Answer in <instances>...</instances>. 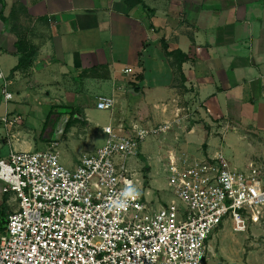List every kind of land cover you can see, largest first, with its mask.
Returning <instances> with one entry per match:
<instances>
[{
	"label": "crops",
	"instance_id": "obj_1",
	"mask_svg": "<svg viewBox=\"0 0 264 264\" xmlns=\"http://www.w3.org/2000/svg\"><path fill=\"white\" fill-rule=\"evenodd\" d=\"M19 36L37 54L28 66L15 69ZM163 40L169 50L187 54L184 79L171 66ZM127 67L133 72H126ZM0 70V107L13 98L12 87L26 89V97L30 87L106 88L96 93L97 100L113 97L124 111L109 124L141 126L164 119L185 141L179 155H223L213 150L212 135L245 121L251 123L245 130L259 138L264 153V0H143L134 7L125 0H0ZM4 83L10 99L3 93ZM80 92L53 95V106L61 101L79 105L90 124L87 95ZM149 92L152 101L133 105L132 99ZM178 102L191 109L190 116H181L183 124L175 122ZM4 116H19L23 122V115L7 109L0 114L8 135L18 139L19 120L5 123ZM200 131L206 140L191 153L187 138ZM3 143L9 150L0 159L26 150L21 140L13 143L8 136ZM2 185L0 180V216L7 219L15 199L2 192Z\"/></svg>",
	"mask_w": 264,
	"mask_h": 264
},
{
	"label": "built area",
	"instance_id": "obj_2",
	"mask_svg": "<svg viewBox=\"0 0 264 264\" xmlns=\"http://www.w3.org/2000/svg\"><path fill=\"white\" fill-rule=\"evenodd\" d=\"M3 85L10 99L12 92ZM114 104L113 97L97 100L101 109ZM19 119L1 118L10 124ZM168 128L169 122L105 125L104 143L74 167L60 160L57 141L0 159L2 192H13L18 202L0 235V264H203L210 238L224 221H232L236 231L259 222L264 157L233 168L223 155L191 158L172 152L168 183L174 198L160 206L147 198L126 158ZM129 190L136 195H125Z\"/></svg>",
	"mask_w": 264,
	"mask_h": 264
},
{
	"label": "rangeland",
	"instance_id": "obj_3",
	"mask_svg": "<svg viewBox=\"0 0 264 264\" xmlns=\"http://www.w3.org/2000/svg\"><path fill=\"white\" fill-rule=\"evenodd\" d=\"M11 90L13 98L7 102L6 107L5 101L3 102L2 107H0V114H3L6 109L20 112L23 115V122L19 120L18 124H20L19 130H22V132L19 133L18 139H16V137L11 136L10 132L8 135V128L0 122V157L9 150V145L3 143V138H6V136L13 143L21 140L24 143L21 148L26 150H43L48 148L52 142L57 141L58 144L54 148L59 153L60 160L65 165L74 167L78 162V158L85 152H93L104 143L106 134L102 132L103 127L113 121V118L124 114L123 108L118 102L119 100L112 109L97 107L95 95L99 91H106V88L98 89L96 87L94 91L84 92L81 88L78 90L72 88L55 91L43 87H30L28 89L31 94L30 97L25 96L26 89L17 92L12 87ZM66 91L72 94L80 92L87 95L84 98L87 104L85 105V112L90 124L85 121V116H81L83 118L75 122L64 135V132L57 129L60 117L56 118L55 114L57 111L62 113L69 110L62 104L72 105L64 101H61L58 106L53 107V105L55 104L54 98L65 97ZM150 94L151 92L148 93L147 98L143 95L140 100H129L133 102L134 106L139 103L144 105L149 100L152 101V96L149 97ZM77 106L80 114H83V108ZM178 106L182 108L180 117L183 116L184 112L191 111L187 106L184 109L181 102H178ZM151 107L153 108V106ZM52 109H54L53 114L48 118ZM133 110H135V107ZM164 121V119H161L157 122L142 123L141 126H153ZM175 122L183 124L185 121L182 122V119H180ZM250 124L245 121L239 123L238 127L229 130L219 129L217 133L212 135L213 150L221 151L233 168L246 167L250 162L264 157L263 146L260 145L259 138L246 131ZM174 136L171 125L165 132L147 138L140 145L136 155L126 158L127 166L137 172L145 186L144 191L147 193V198L152 200L156 206H160L174 198L172 188L168 183L169 155L172 152L178 153L183 142H185L183 137L178 139L179 135ZM205 140V136L201 131L189 135L187 142L191 153ZM190 156L191 158L201 157V155L194 153ZM6 195L8 198L14 197L13 192L6 193ZM9 206L15 210L18 207V202H10ZM6 221L5 216H0V235L4 233ZM203 264H264V215L259 222L249 223L246 231H236L232 221H224L210 238V250Z\"/></svg>",
	"mask_w": 264,
	"mask_h": 264
},
{
	"label": "trees",
	"instance_id": "obj_4",
	"mask_svg": "<svg viewBox=\"0 0 264 264\" xmlns=\"http://www.w3.org/2000/svg\"><path fill=\"white\" fill-rule=\"evenodd\" d=\"M128 5L131 7H134L138 4H143V0H125ZM162 46L164 49V52L166 56L169 58L170 64L175 70V73L181 78L184 79V74L182 70V64L184 61L187 60L188 56L186 53L181 51L180 49L176 50H169L168 44L166 41H162ZM17 48L20 53L19 63L15 67V69L22 68L23 66H28L34 59V57L37 54L36 48L30 44H28L25 40H23L20 36L17 41ZM139 79H143V75H138ZM66 108H68V111L62 112L64 114L68 115V122L65 126L64 135L69 131L70 127L77 121L81 120L82 114L79 112V108L68 106V105H62ZM55 107V106H53ZM54 109H52L48 115V118L53 114ZM61 112H56L55 116L56 118H59L62 115ZM48 122V120H47Z\"/></svg>",
	"mask_w": 264,
	"mask_h": 264
},
{
	"label": "water",
	"instance_id": "obj_5",
	"mask_svg": "<svg viewBox=\"0 0 264 264\" xmlns=\"http://www.w3.org/2000/svg\"><path fill=\"white\" fill-rule=\"evenodd\" d=\"M68 118L69 117H68L67 114H63V115L60 116L58 127H57L58 130H61L62 132H64L65 126H66V124L68 122Z\"/></svg>",
	"mask_w": 264,
	"mask_h": 264
},
{
	"label": "clouds",
	"instance_id": "obj_6",
	"mask_svg": "<svg viewBox=\"0 0 264 264\" xmlns=\"http://www.w3.org/2000/svg\"><path fill=\"white\" fill-rule=\"evenodd\" d=\"M125 195L134 196L136 194L132 190H129L128 192L125 193Z\"/></svg>",
	"mask_w": 264,
	"mask_h": 264
}]
</instances>
